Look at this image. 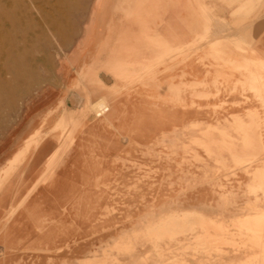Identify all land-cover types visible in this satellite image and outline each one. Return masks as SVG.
<instances>
[{"label":"rangeland","instance_id":"rangeland-1","mask_svg":"<svg viewBox=\"0 0 264 264\" xmlns=\"http://www.w3.org/2000/svg\"><path fill=\"white\" fill-rule=\"evenodd\" d=\"M92 2L93 0H0V166L14 152V141L25 136L29 126L36 125V121L31 120L37 118L36 114L39 111L42 112L51 104H55L69 92L76 93L71 88L67 90L69 80L75 77L74 69L78 61L75 62L74 58L78 55L84 56L88 50L93 49L96 40L99 39L93 34L92 29L100 14L93 21L90 33L87 32L90 41L85 52L83 44L85 25ZM203 2L208 7L214 6L215 9L210 15V23L218 31L209 33V42H215L218 38L225 41L219 45L227 44L230 50L227 54L229 59L247 58L250 55L247 53L250 48L256 49L257 45H264V0H203ZM196 36L202 40L203 34H192L190 37ZM233 49L238 53H231ZM80 63L82 64L81 61ZM103 66L106 69V66ZM221 67L223 72L214 73V76H219L220 82L232 83L234 77L235 85L242 79L231 64ZM113 68H108L105 72L108 73L109 69L118 71L119 81L122 83L129 82L133 77L132 72L127 76L121 65ZM242 69L254 81H251L252 83L249 81V89H255L253 92L250 91L263 105L264 62L250 61L244 64ZM139 72L143 79L140 83L142 87L156 83L155 78L151 76L153 72H150L151 74ZM93 73L99 74V71L94 68L88 71L78 70L77 74L81 79L78 85H82L85 78ZM69 95L65 100V106L75 107L67 101ZM99 98L100 96L96 99ZM198 103V106L192 108L175 110L173 117L172 113L169 117L181 120L195 118L200 121V125L191 123L189 130L180 133L181 130L176 131L179 128L171 124L164 127L163 131L169 136L164 141L151 140L133 145L132 155L122 156L104 164L105 168L112 171L107 179L105 193V203L109 211L104 215H95L90 222L84 220L90 217L91 210L98 205L95 203L96 199L76 195L78 191H83L79 173L81 168H75L78 164L75 162L76 150L69 153L61 166H49L53 170L45 176V181L48 175L57 174L56 179L54 184L44 183L46 189L40 190L38 201L41 205L44 202L45 206H51L48 201L52 200L59 201V206L61 201L67 205L56 215V223L60 228L57 230L59 247L54 251L46 248L48 250L43 252L44 261L38 264H114L105 262V259H112L111 255L117 257L120 261L118 264H156L141 259L140 253L160 261L161 264L176 258L197 256L213 258L219 262L225 260L229 254L233 260L243 259L244 255L247 258L259 256L258 252H253L254 247L246 246L252 237H244L243 233L235 232V229L238 222L246 221L249 228L261 227V222L255 226L243 216L250 212L245 206L252 198L245 196L242 191L245 180L242 175L245 167L250 168L259 164L261 158L264 159V150L259 146L264 140L263 136L251 133L260 132V127L264 126V119H260L255 113L244 120L234 119L233 112L246 118L245 114L253 106L251 101L238 102L222 94H209ZM141 106L143 114H146L147 104ZM148 121L146 118L147 123ZM74 122L72 118L71 140L70 138L67 140L66 147L70 143L73 146V133L84 127ZM61 124L62 121H59L51 129L56 131ZM239 126L243 128L241 134L235 132V128ZM121 142L123 144L120 145L124 149L119 152L130 149L127 142ZM212 143L246 145L251 143L255 146L251 152L205 151L198 148L200 146L204 148L203 144ZM52 148L53 145L49 150ZM115 152H111L106 158L113 157ZM217 153L224 154L223 158L227 161L224 163L219 161L220 157H215ZM250 153L252 155L249 156ZM61 154L58 153V156ZM256 169L248 188L252 191L264 190L263 185L259 184V179L264 176V168ZM70 183L71 185H68ZM205 186L216 189L213 192L215 194H218L217 189L219 192L232 193L230 204L226 196L221 199V205L227 206L226 209L217 211L213 208L214 210L208 209L205 212L199 209L202 205H217L216 196L202 197L201 189ZM69 193L71 199L67 197ZM260 204L264 207V202ZM78 206L85 209L77 216ZM69 208L71 212L66 211ZM171 208H178L179 214H171L173 210ZM187 210H198L199 214L208 220ZM144 212H152L150 221L155 224L148 230L135 232L133 240L126 246L93 247L83 242L112 240L118 232L129 229L137 216ZM144 221L148 219L145 218ZM212 221H222V225L226 226L228 231L214 230L216 224L212 225L210 230L205 229L204 227L211 228ZM233 237L239 238L240 242L232 247L227 241ZM71 239L79 242H71ZM73 247H76L77 251L71 254ZM4 253L5 249L0 246V264H4L2 261ZM263 256L264 254L260 258L257 257L259 259L255 264H264ZM25 261H29V258Z\"/></svg>","mask_w":264,"mask_h":264},{"label":"crops","instance_id":"crops-1","mask_svg":"<svg viewBox=\"0 0 264 264\" xmlns=\"http://www.w3.org/2000/svg\"><path fill=\"white\" fill-rule=\"evenodd\" d=\"M146 1L93 0L90 15L85 25L83 40L85 52L87 51V43L90 41V35H88V33H90V27L98 14L101 16L95 20L92 30L93 34L98 36L99 39L96 40L93 49L88 50L86 53L84 52L85 54L83 53L84 56L78 55L74 58L75 62L78 61L74 69L75 77L69 80L67 90H69V88L73 91L76 89L75 92L77 94V100L75 107L68 109L65 106V100L68 97L69 92L66 97L58 99L55 104H51L48 108L42 110V112L39 111L36 114L37 118L31 120L32 122L36 121V125L33 127L29 126L25 136L19 137L14 141V152L0 166V182L2 183H0V246L5 249V253L2 258L4 264L43 263V252L48 250L46 248H50L49 250L54 251L57 247H59L57 244V230L60 228L56 223V215L59 214L61 209L59 201H48L51 203V206H45L44 202L41 205L38 201V195L42 188L46 189L44 183L54 184L56 179L57 174L48 175L46 181L43 180L46 168L50 165L61 166L72 150H76L75 162L78 164L75 168H81L79 173L83 178V191H78L76 195L78 197L84 196L86 199L91 200L98 198L100 201L99 207L94 206L90 212V219L87 221L90 222L95 218V215H103L109 211L108 205L105 203V193H107V179L109 175L112 174V171H110L109 168H105L104 164L120 159L122 156L128 157L132 155L131 148L133 145L135 146L141 143L138 140L139 135H149L148 138L150 135L154 136L157 132L159 134L167 135L168 133L163 131L164 127H169L171 124L179 128L176 129V131L179 132L181 130L180 133H184V131L189 128V124H201L200 121L195 118L187 120L170 118L169 115L172 113L171 115L173 117L174 110H183L198 106V102H200L202 98L207 97L209 94H222L223 96L233 98L234 101H251L253 104V106L250 107L245 114L246 118L241 117L242 115L239 113L233 112L235 116L234 119L244 120L249 118L253 113L257 114L260 119H264V104L262 105L257 96H254L251 93L249 89L248 73L242 69L243 65L250 61L264 62V45H257L256 49L250 48L247 52L250 53V55H248L247 58H241L240 60L229 59L227 54L230 50L228 49L227 44L221 46L219 45L225 41L218 38L215 39V42H209V33H216L218 31L215 27H212V23H210V15H212L215 11L214 6H206V3L203 2V0H165L166 2L164 0H157L156 2L155 0L154 2H152L153 0ZM148 1L151 2V6L149 4L150 7L147 5L149 3ZM182 7L186 12L182 9ZM141 20H144V22ZM180 22H182V24ZM189 34H203L202 40L201 38L199 39L198 36H196V38H191ZM130 35L133 36L131 37ZM126 39H129L130 41ZM119 42L121 46L120 51H122L121 54L124 55V53L126 54L127 52L126 55L128 57L132 56L131 58L133 60L130 62L128 61L127 63L124 62V65H121L122 70L127 76H129L130 72H132L133 76L129 82L123 84L118 82V80L115 82L114 79L105 72L106 69H104L103 66V64H107V60L111 56L112 45L114 46V44H118ZM123 42L125 43L123 44ZM157 43L158 48H155ZM123 45L125 47H122ZM102 46H104V48ZM132 49H134V51H132ZM118 52L119 51H117V53ZM165 52L167 53L163 54ZM231 53H238V51L233 49ZM98 54L100 58L98 57ZM158 54L163 55L159 57ZM140 56L143 58L145 57L148 61L150 60L147 70L148 72L157 73L155 80L158 85L163 86L165 90L162 94H159L156 89L153 90L151 88L139 86L143 80L139 75L141 65ZM211 56L215 57L212 58ZM155 57L158 58L155 59ZM152 60L153 63H151ZM137 63L138 65H136ZM225 64H231L232 68L238 71L239 75L242 77L239 83L233 85V81H235L234 77H232V83H222L219 80V76H214L216 71H222L221 66ZM92 68L99 71V77L102 85L104 86L105 92L107 90L109 91V89H112L113 87L116 89L121 87V89L114 96L113 100H111V106L113 107V110H111L113 112L114 119L109 122L104 118V123H98L94 119L91 120L88 123L89 125L87 124L88 126L82 127L73 133V146H71L70 143L66 147L65 145H67V140L69 138L71 140L70 119L73 118L76 120V118L79 117L82 109L81 107L84 102L82 97L86 92L84 87H78L79 76L77 71L80 69L88 71ZM103 76L110 79V81L106 82ZM111 82L112 84L110 85ZM167 86H169V88H167ZM174 94L175 96H173ZM174 98L176 99L174 100ZM91 100L94 101L95 99ZM160 102H163L162 106L159 105ZM151 103L152 105H150ZM141 104H147L146 114H143V107ZM64 107H66V109H64ZM145 116L148 120H150L148 121L149 124H155V119L162 118L164 125L157 131L155 127L147 125V128L145 127L146 130L141 131L139 129V120L141 117L145 118ZM59 121H62L61 127L58 128V130L53 131L51 128ZM242 129L243 128L239 126L235 128V132L237 134L240 132L242 133ZM153 131L156 133H153ZM250 131H252V129ZM35 133L38 141L34 144V146L29 148L28 139L35 135ZM251 133H259L264 139V126L260 127V132L253 131ZM121 141H127L126 144L130 149L119 152V150L124 149L120 145L123 144ZM52 145L53 148L49 150V147ZM203 145L205 146L204 148L202 146L198 148H202L205 151L229 150L239 152L242 150L251 152L255 146L251 143H248L247 145L242 143H212ZM226 146L229 148H226ZM259 146L261 150H264V140L259 144ZM114 151H116V154H114L113 157L106 158L107 155ZM58 153L61 155L58 156ZM223 155L224 154L222 153H217L215 157H220L219 161L224 163L227 159L224 160ZM250 155H252V153H250L249 156ZM259 161V164H255L250 168L245 167L244 175H242L245 177L244 184L242 185V191L245 196L252 198L246 203L247 205L245 207L247 210H250V212L244 214V218L246 220L249 219V222H251V224L254 223L253 225L255 226L261 222V227H254L256 229L255 230L247 227L248 221L244 223L238 222L239 224H237L235 232L243 233L242 235H244V237H252L249 239L246 246H249V248L254 247L253 252H258V257L260 258V256L264 254V207L260 204L264 202V190L252 191L248 188L252 183L253 174L257 171L256 168H264V159L261 158ZM259 184H262L264 187V176L259 179ZM68 185H71V183ZM240 186L241 185H239V187ZM215 191L216 189L211 188V186H205L204 189H201L202 197L206 196L215 198L216 196L217 198L216 206H199V209H201L202 212L213 208L217 211H223L226 209L227 206L225 207L221 205V199L224 196L228 199L229 204L231 203L230 196L232 193H225L224 191L219 192L217 189L218 194H215L213 193ZM67 197L71 199V193H69ZM253 203L255 205H253ZM171 209H173L171 214H179L178 208ZM66 211L71 212V209H66ZM187 211L194 212L197 215L204 217L202 214H199L198 210ZM151 214L152 212L139 214L135 223L132 224L129 229L118 232L112 240L99 239L98 241L86 240L83 242L90 244L93 247L98 245H102L104 247L126 246L129 241L133 240L135 232L148 230L155 224L150 221ZM141 218H143V221H141ZM145 218H147L148 221H144ZM204 218L208 220V218ZM210 224L211 228H204L210 230L212 229V225L214 226V224H216L214 230L228 231L226 226L222 225V221H212ZM71 242L79 241L71 239ZM239 242L240 239L234 237L227 241V243H229L232 247ZM110 257H112V259H105L106 263L118 264L120 262L115 255H111ZM26 258H29V261H25ZM140 258L146 262L153 261L156 264H161L160 261H157L154 258L146 257L144 253H140ZM226 259L219 262L213 258L209 259L203 256H197L195 258L186 259L176 258V260L165 261L162 262V264H228L229 262L255 264L258 260L257 256L248 257L247 259L245 255L243 259L240 260H235V258L233 260L229 255H227Z\"/></svg>","mask_w":264,"mask_h":264},{"label":"bare ground","instance_id":"bare-ground-1","mask_svg":"<svg viewBox=\"0 0 264 264\" xmlns=\"http://www.w3.org/2000/svg\"><path fill=\"white\" fill-rule=\"evenodd\" d=\"M146 1V0H145ZM150 1H152V0H150ZM157 0H155V2H156ZM163 1V0H162ZM165 1V0H164ZM147 2V1H146ZM149 2V1H148ZM152 2H154V0L152 1ZM160 2V1H159ZM166 2V1H165ZM183 2V1H182ZM149 4H150V6H151V2H149L147 5L149 6ZM157 4V3H156ZM155 4V5H156ZM149 6V7H150ZM154 6V5H153ZM155 7V6H154ZM154 7H151V8H154ZM138 8V7H137ZM136 8V9H137ZM141 9V8H140ZM150 9V8H149ZM174 9H175V7H174ZM181 9V8H180ZM182 9L184 10V8L182 7ZM181 9V10H182ZM156 10V9H155ZM158 10H159V8H158ZM163 10V9H162ZM182 10V11H183ZM139 11V10H138ZM185 11V10H184ZM140 12V11H139ZM142 12V11H141ZM153 12V11H152ZM156 12V11H155ZM160 12H162V11H160ZM186 12V11H185ZM188 12V11H187ZM154 13V12H153ZM124 14V13H123ZM138 14V13H137ZM160 14V13H159ZM150 15V14H149ZM187 15V14H186ZM139 16H141V15H139ZM138 16V17H139ZM158 16V15H157ZM153 18V17H152ZM157 19V18H156ZM160 19H161V17H160ZM153 20V19H152ZM158 20V19H157ZM141 21H143L144 22V20H141ZM140 21V22H141ZM143 22H141V23H143ZM159 22H160V20H159ZM185 22V21H184ZM161 23H162V21H161ZM181 24H182V22H180ZM139 24V23H138ZM166 24V23H165ZM140 25H142V24H140ZM140 25H139V27H140ZM178 25V24H177ZM143 26V25H142ZM176 27H178V26H176ZM184 27V26H183ZM119 28V27H118ZM173 28H175V27H173ZM182 28V27H181ZM160 29V28H159ZM166 29V28H165ZM164 29V30H165ZM171 29V28H170ZM147 30H149V29H147ZM187 30V29H186ZM120 32V31H119ZM118 32V33H119ZM136 32V31H135ZM166 32V31H165ZM172 32V31H171ZM174 33V32H173ZM188 33V32H187ZM139 34V33H138ZM137 34V35H138ZM120 35V34H119ZM123 35V34H122ZM141 35H143V34H141ZM174 35V34H173ZM190 36L192 35V34H189ZM195 35V34H194ZM131 36V35H130ZM133 36V35H132ZM131 36V37H132ZM145 36V35H144ZM116 37H117V35H116ZM116 37H115V39H116ZM112 38V37H111ZM128 38H130V37H128ZM148 38V37H147ZM169 38H171V37H169ZM145 39H146V37H145ZM179 39H181V38H179ZM182 39H183V37H182ZM181 39V40H182ZM126 40H129V39H126ZM142 40H144V39H142ZM153 40V39H152ZM156 40V39H155ZM172 40V39H171ZM173 40L175 41V39L173 38ZM113 41H115V40H113ZM120 42H122L121 40H119ZM130 41V40H129ZM128 41V42H129ZM134 41V40H133ZM138 41V40H137ZM151 41V40H150ZM107 42V41H106ZM105 42V43H106ZM120 42L118 43V44H114V46L112 45V51H111V56L108 58V60H107V64H105V66H106V69H108V68H113V67H116V66H120V65H124V62H130L131 60H132V56H127L126 54H127V52H126V54L124 53V55H122L121 54V52L122 51H120V49H121V46H120ZM135 42H136V40H135ZM146 42V41H145ZM176 42V41H175ZM125 42H123V44H124ZM148 43V42H147ZM161 43V42H160ZM113 44V43H112ZM104 45V44H103ZM111 45V44H110ZM132 45V44H131ZM157 46H155V48L157 47L158 48V43L156 44ZM161 45V44H160ZM109 46V45H108ZM128 46H129V44H128ZM154 46V45H153ZM103 48H104V46H102ZM122 47H125L124 45L122 46ZM152 47V46H151ZM124 49V48H123ZM126 49H128V48H126ZM125 50V49H124ZM109 51V52H110ZM117 51H119L118 53H119V55H118V53H117ZM126 51V50H125ZM132 51H134V49H132ZM117 53V54H116ZM128 53H130V52H128ZM167 52H165V53H163V54H166ZM169 53V52H168ZM162 54V55H163ZM109 55V54H108ZM136 55V54H135ZM139 55V54H138ZM118 56V57H117ZM158 56H159V54H158ZM216 56V55H215ZM215 56H211L212 58H214ZM98 57H99V54H98ZM100 58V57H99ZM103 58V57H102ZM158 58V57H157ZM156 57H155V59H157ZM220 58V57H219ZM223 58V57H222ZM105 60V59H104ZM133 61V60H132ZM150 61V60H149ZM145 57L143 58L142 56H140V63H141V65H140V71H145V72H147L148 74H151L150 72H148V66H149V64H150V62H149ZM122 62V63H121ZM152 62H153V60H152ZM151 62V63H152ZM198 62V61H197ZM196 62V63H197ZM103 63V62H102ZM132 64V63H131ZM104 65V64H103ZM126 65V64H125ZM136 65H138V63L136 64ZM128 66V65H127ZM108 67V68H107ZM129 67H131V66H129ZM134 67H136V66H134ZM153 68V67H152ZM156 68V67H155ZM246 68V67H245ZM114 69V68H113ZM110 70L109 69V71H108V75L110 76V77H112L113 79H114V81L115 82H117L116 80H118V82H120L119 81V79H120V75H118V71H116V70ZM136 69V68H135ZM249 69V68H248ZM247 69V70H248ZM150 70V69H149ZM151 71V70H150ZM163 72V71H162ZM259 72V71H258ZM251 73V72H250ZM156 74L157 73H154V74H151V76L152 77H154L155 78V76H156ZM162 75V74H161ZM79 76V75H78ZM158 76V75H157ZM160 76V75H159ZM168 76V75H167ZM162 77V76H161ZM164 77V76H163ZM191 77V76H190ZM254 77V76H253ZM101 78H102V76H101ZM158 78V77H157ZM78 79V78H77ZM249 79H251V78H249ZM81 79H80V77H79V81H80ZM250 82L252 81V79L251 80H249ZM252 82H254V81H252ZM251 82V83H252ZM114 83V82H113ZM121 84H123L122 82H120ZM105 84V83H104ZM112 84V82L110 83V85ZM130 85V84H129ZM163 85V84H162ZM264 85V84H263ZM119 86H121V85H119ZM127 86V85H126ZM139 86H141L142 87V84L141 85H139ZM254 86V85H253ZM78 87H80V88H82V87H84L85 89H86V92L83 94L84 96L82 97L83 99H84V102H83V105H82V109H81V113H80V115H79V117L78 118H76V120H75V122H76V124H82L84 127L85 126H88L89 124V122L91 121V120H96L98 123H100V122H102V123H104V118L107 120V121H109V122H111L112 121V119H114L113 118V112H112V110H113V107L111 106L112 104H111V100H113V98H114V96L116 95V93L121 89V87H119L118 89H116V88H112V89H109V91L107 90L106 92H105V90H104V86L102 85V82H101V80H100V77H99V74H91V75H89V77H87V78H85V80H84V83H82V85L80 84V86L78 85ZM258 87V86H257ZM144 88H151V89H156L157 91H158V93L159 94H162L163 93V91H165L164 90V87L163 86H159L158 85V83H157V81H156V83L155 84H153V85H151V86H148V87H144ZM168 88V87H167ZM79 89V88H78ZM136 89V88H135ZM250 90L253 92V90H255L254 88H250ZM74 91H76V89L74 90ZM78 91V90H77ZM79 91H80V89H79ZM128 91H130V90H128ZM167 91V90H166ZM169 93H171V92H169ZM175 93V92H174ZM187 93V92H186ZM122 95V94H121ZM182 95V94H181ZM100 96V98L99 99H96L97 97H99ZM173 96H175V94L173 95ZM177 97V96H176ZM179 97V96H178ZM171 98V97H170ZM91 99H95L94 101H92ZM171 99H173V98H171ZM176 98H174V100H175ZM76 100H77V98H76ZM173 100V101H174ZM177 100H178V98H177ZM176 100V101H177ZM170 101V100H169ZM172 101V102H173ZM113 102V101H112ZM175 102V101H174ZM157 103H159V102H157ZM163 102H160V106H162L163 104H162ZM150 105H152V103L150 104ZM171 105V104H170ZM176 105V104H175ZM155 106V105H154ZM167 106V105H166ZM148 107H150V106H148ZM175 107V106H174ZM136 108V107H135ZM142 108V107H141ZM151 108V107H150ZM172 108V107H171ZM64 109H66V107H64ZM69 109V108H68ZM74 109V108H73ZM112 109V110H111ZM162 109V108H161ZM176 109V108H175ZM65 111V110H64ZM175 111V110H174ZM76 114V113H75ZM77 115V114H76ZM151 115V114H150ZM74 118H75V116H74ZM71 120V119H70ZM187 120V119H186ZM150 121V120H149ZM189 121V120H188ZM74 122V123H75ZM109 122H108V124H109ZM146 116H145V120L144 119H140L139 120V124H140V130L142 131V130H146V128H147V126H145L146 125ZM185 123V122H184ZM88 124V125H87ZM154 123H151V124H149V123H147V125H150L151 127L153 126V127H155V129H156V131L158 130V129H161V127L164 125L163 124V119L162 118H160L159 120H157V121H155V124L153 125ZM182 124H183V122H182ZM165 125H169V124H165ZM190 125L191 124H189V126L188 127H190ZM135 126V125H134ZM146 127V128H145ZM245 127V126H244ZM186 130H189V128L188 129H186ZM251 132V131H250ZM38 133V132H37ZM130 133V132H129ZM153 133H156V132H154L153 131ZM246 133V132H245ZM94 134V133H93ZM241 134V133H240ZM248 134V133H247ZM31 135V134H30ZM161 135H163L162 137H161ZM149 136V135H148ZM148 136L147 135H139V141L140 142H147V141H151V140H156V141H158V140H160V141H164L166 138H168L169 136H168V134L166 135H164V134H159L158 132L154 135V136H151L150 135V137L148 138ZM39 138V137H38ZM94 138V137H93ZM133 138V137H132ZM122 139V138H121ZM134 139V138H133ZM29 141H28V147L30 148V147H32V146H34V144L38 141V139L36 138V133H35V135H33V136H31L29 139H28ZM138 140H136V141H138ZM131 141V140H130ZM114 142V141H113ZM127 142V141H126ZM24 144V143H23ZM99 144V143H98ZM25 145V144H24ZM36 146V145H35ZM110 146V145H109ZM22 147H24V146H22ZM111 147V146H110ZM25 148V147H24ZM23 148V149H24ZM219 148V147H218ZM229 148V147H228ZM31 150V149H30ZM21 151H22V149H21ZM28 152V151H27ZM20 153V152H19ZM212 154V153H211ZM239 154V153H238ZM29 156V155H28ZM234 158V157H233ZM232 160V159H231ZM53 169L51 168V167H47L46 168V170H45V172H44V177H43V180H45V176L49 173V172H51ZM4 173V172H3ZM55 174V173H54ZM1 178V177H0ZM83 178H82V176H81V186H83ZM2 181V180H1ZM1 183V182H0ZM2 184V183H1ZM94 187V186H93ZM95 188V187H94ZM102 192V191H101ZM114 201V200H113ZM62 203H63V201H61ZM114 202H116V201H114ZM61 203V205H60V208H63V207H66V205H67V203H63L62 204ZM95 203H97V205H98V207H99V205H100V201H99V199L97 198L96 200H95ZM109 208V207H108ZM83 209H85L84 207H82V206H78L77 207V216L78 215H81L82 214V211H83ZM108 210V209H107ZM101 211V210H100ZM113 212V211H112ZM102 213V212H101ZM171 213V212H170ZM165 214V213H164ZM167 214L169 215V212H167ZM166 214V215H167ZM104 215V214H103ZM163 215V214H162ZM162 215H160V217H162ZM177 215V214H176ZM164 216V215H163ZM159 217V218H160ZM165 217V216H164ZM163 217V218H164ZM89 219H90V217H88L87 219H85L84 221H89ZM157 219H158V217H157ZM152 220V219H151ZM154 220V219H153ZM73 221V220H72ZM159 221V220H158ZM157 222V221H156ZM251 223V222H250ZM257 223V222H256ZM254 224V223H253ZM132 234V233H131ZM161 234V233H160ZM227 234V233H226ZM243 243V242H242ZM73 244V243H72ZM164 247H166L165 245H164ZM261 250V249H260ZM77 251V248L76 247H73V248H71V254L72 253H75ZM258 254V253H257ZM192 255V254H191ZM230 255V254H229ZM205 256H206V254H205ZM248 256V255H247ZM255 256H257V255H255ZM258 257V256H257ZM264 257V256H263ZM248 259V258H247ZM253 259V258H252ZM251 259V260H252ZM246 260V259H245ZM260 262V261H259ZM199 263V262H198ZM250 263V262H249ZM262 263V262H261Z\"/></svg>","mask_w":264,"mask_h":264},{"label":"water","instance_id":"water-1","mask_svg":"<svg viewBox=\"0 0 264 264\" xmlns=\"http://www.w3.org/2000/svg\"><path fill=\"white\" fill-rule=\"evenodd\" d=\"M103 78L105 79L106 82H109L110 79H108L107 77L103 76ZM76 98H77V94L74 93V92H71L70 95H69V100L68 102L72 105H75L76 104Z\"/></svg>","mask_w":264,"mask_h":264}]
</instances>
